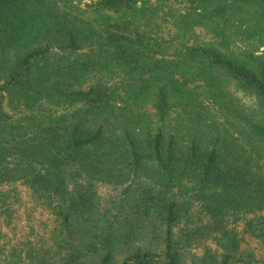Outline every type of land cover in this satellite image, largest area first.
Returning <instances> with one entry per match:
<instances>
[{"label": "trees", "instance_id": "16d2710c", "mask_svg": "<svg viewBox=\"0 0 264 264\" xmlns=\"http://www.w3.org/2000/svg\"><path fill=\"white\" fill-rule=\"evenodd\" d=\"M8 184L0 264H264V0H0Z\"/></svg>", "mask_w": 264, "mask_h": 264}, {"label": "rangeland", "instance_id": "374dc122", "mask_svg": "<svg viewBox=\"0 0 264 264\" xmlns=\"http://www.w3.org/2000/svg\"><path fill=\"white\" fill-rule=\"evenodd\" d=\"M195 31L200 39L206 41L210 40V36L206 34L204 30L197 28ZM235 94L244 104H251L250 96L240 92H237ZM1 188L16 189L20 192L21 195V203H20L21 205L19 206V211H20V215H22V218L14 219L11 222L5 221V219H0V248L3 250H9L10 248L16 246L17 244L19 246L21 242H25L28 239L32 240L34 235L32 232L30 233V229L32 226L34 229H37L38 223L36 224V221H33L34 219H36V217L35 218L28 217L27 215L28 209L27 208L26 210L24 209V207L27 206L28 200H27V191L23 186L21 185L18 186V184H14V185L8 184V185H1ZM100 192L107 193L108 188L102 186L100 188ZM27 219H29L32 222H28ZM247 243L249 246L257 248V245L252 240L247 239ZM5 254L6 252L2 251L3 257Z\"/></svg>", "mask_w": 264, "mask_h": 264}]
</instances>
